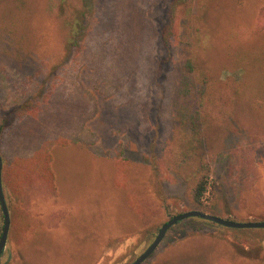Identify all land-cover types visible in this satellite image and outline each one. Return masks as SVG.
Segmentation results:
<instances>
[{
	"label": "rangeland",
	"instance_id": "374dc122",
	"mask_svg": "<svg viewBox=\"0 0 264 264\" xmlns=\"http://www.w3.org/2000/svg\"><path fill=\"white\" fill-rule=\"evenodd\" d=\"M176 1L153 3L157 27ZM191 7L177 5L179 54L194 49L199 70L212 79L206 103L213 127L201 133L212 171L202 207L191 198L197 160L183 161L184 139L196 136L180 129L167 140L165 64L160 74L154 70L141 107L100 97L99 114L89 122L99 136L95 144L53 148L58 196L35 191L33 226L21 237L13 231L16 200L3 183L11 228L2 264H130L165 222L189 210L264 221V0H193ZM61 44L47 0H0V124L11 122L14 100L67 53ZM156 52L164 56L161 45ZM139 79L128 93L140 91ZM84 82L92 88L89 77ZM236 85L242 95L232 101ZM178 227L143 264H264V228L229 229L200 217Z\"/></svg>",
	"mask_w": 264,
	"mask_h": 264
},
{
	"label": "trees",
	"instance_id": "16d2710c",
	"mask_svg": "<svg viewBox=\"0 0 264 264\" xmlns=\"http://www.w3.org/2000/svg\"><path fill=\"white\" fill-rule=\"evenodd\" d=\"M47 2L59 20L61 49L67 53L52 64L44 80L14 100L11 122L0 124L3 183L17 203L12 221L15 235L21 237L33 226L29 204L36 190H43L50 197L58 196L53 148L95 144L99 136L89 122L99 114L100 97L114 98L116 105L141 107L154 70L160 74L165 64L169 71L161 86L168 121L167 140L174 139L180 129H190L196 136L184 139L183 161L191 157L192 161L197 160L192 164L197 181L191 198L202 207L201 199L212 171V162L206 152L203 154L201 144L203 130L213 127L206 103L211 99L212 79L207 70H199L194 49L188 48L183 56L179 54L181 38L178 40L176 19L178 3H187L190 11L193 0L171 2L159 27L150 17L156 0ZM159 45L164 50L161 59L156 52ZM85 77L90 78L91 89L86 86ZM135 78H140V91L132 95L127 89ZM234 93L237 99L241 97L238 85L230 91L232 101L236 100ZM108 153L115 156L114 152ZM0 218L3 229L2 208ZM140 218L142 221L141 215ZM181 222L171 230L178 229Z\"/></svg>",
	"mask_w": 264,
	"mask_h": 264
},
{
	"label": "water",
	"instance_id": "95a60500",
	"mask_svg": "<svg viewBox=\"0 0 264 264\" xmlns=\"http://www.w3.org/2000/svg\"><path fill=\"white\" fill-rule=\"evenodd\" d=\"M3 158L0 153V204L4 216V226L0 235V264L2 254L6 248L9 232L11 228V212L6 200L4 187H3ZM191 217H200L206 220H210L219 225L229 227V228H264V221H236L229 218H224L212 213L205 212L203 210H189L182 212L171 217L167 222H165L160 228L155 239L150 243V245L130 264H143L160 246L164 240L167 232L175 226L178 222Z\"/></svg>",
	"mask_w": 264,
	"mask_h": 264
}]
</instances>
